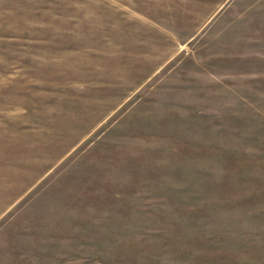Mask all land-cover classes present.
<instances>
[{
  "label": "rangeland",
  "instance_id": "374dc122",
  "mask_svg": "<svg viewBox=\"0 0 264 264\" xmlns=\"http://www.w3.org/2000/svg\"><path fill=\"white\" fill-rule=\"evenodd\" d=\"M0 264H264V0H0Z\"/></svg>",
  "mask_w": 264,
  "mask_h": 264
}]
</instances>
